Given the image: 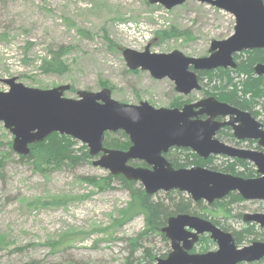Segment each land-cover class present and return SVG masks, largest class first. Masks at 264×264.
<instances>
[{
	"label": "rangeland",
	"instance_id": "1",
	"mask_svg": "<svg viewBox=\"0 0 264 264\" xmlns=\"http://www.w3.org/2000/svg\"><path fill=\"white\" fill-rule=\"evenodd\" d=\"M235 23L231 13L192 0L171 10L149 0H0V34L5 36L0 41V78L17 77L24 85L40 89L70 84L71 90L64 93L68 98H79L78 91L98 92L100 83L106 80L108 88L113 87L112 97L122 103L147 101L157 108H168L179 99L196 102L209 96L206 86L202 84V90L189 95L180 94L168 78L158 80L141 69L132 72L135 70L128 68L123 50L143 51L150 44V50L156 53L177 49L186 56L205 57L213 40H225L234 33ZM78 27L87 35L78 33ZM172 28L186 30L190 37L162 38L158 33ZM61 44L72 47L67 55L69 71L64 75L42 73V57ZM8 89L0 81V91ZM253 113L264 124L263 106H256ZM115 133L111 132L113 137L126 139ZM13 140L14 135L0 122V264H63L70 260L80 264H145V249L156 257L170 253V242L157 234L132 244L145 227L142 215L121 227L113 225L119 210L130 201V191L119 179L106 189L89 183L86 177H106L110 173L94 166L95 157L74 169L42 173L13 150ZM223 141L234 145L233 140ZM169 152L173 157L180 154L178 149ZM225 160L222 156L214 158L209 168L224 172L221 164ZM249 163L255 174L256 166ZM130 164L146 166L139 160ZM166 193L155 195L164 198ZM57 197L63 199L62 204L52 202ZM256 212L264 213L263 200H243L232 205V217L221 219L232 234L254 225L256 234L245 239L241 247L264 241V228L242 218ZM207 219L214 220L210 215ZM73 233L83 240L54 250L53 242ZM196 248L199 252L200 247ZM216 248L213 241L208 251ZM245 264H264V258Z\"/></svg>",
	"mask_w": 264,
	"mask_h": 264
},
{
	"label": "water",
	"instance_id": "2",
	"mask_svg": "<svg viewBox=\"0 0 264 264\" xmlns=\"http://www.w3.org/2000/svg\"><path fill=\"white\" fill-rule=\"evenodd\" d=\"M188 0H149L166 9ZM209 4L235 17L234 33L225 40H213L209 56H186L180 50L156 53L148 44L143 51L123 50V57L131 70L148 71L158 80L168 78L175 90L183 95L202 89L197 71L218 67L235 68V55L261 48L264 50V0H192ZM263 77L264 63L254 67ZM8 85L0 91V122L13 135V150L20 155L30 153V145L43 141L57 132L78 140L95 157L94 166L122 175L128 181H138L145 192L178 190L189 194L194 202L208 204L221 200L232 192L244 200L264 201V124L253 114L210 95L182 107L157 108L147 101L139 104L122 103L112 97V89L98 92L78 91L79 98L64 93L70 84L51 89L29 87L17 77L0 78ZM205 115V118H201ZM227 118L218 121L216 117ZM224 126H230L239 140H256L262 150L240 148L216 137ZM123 131L130 139L127 150L104 145L107 132ZM172 148L190 149L200 158L223 155L244 159L256 166L258 176L243 177L205 166L175 168L165 154ZM146 166H134L132 161ZM244 222L264 228V213H246ZM171 251L158 257L155 264H239L258 262L264 258V241H253L240 247L231 232L213 221L190 213L170 216L162 228ZM209 235L217 244L215 250L195 252L202 235Z\"/></svg>",
	"mask_w": 264,
	"mask_h": 264
},
{
	"label": "trees",
	"instance_id": "3",
	"mask_svg": "<svg viewBox=\"0 0 264 264\" xmlns=\"http://www.w3.org/2000/svg\"><path fill=\"white\" fill-rule=\"evenodd\" d=\"M77 32L86 36L87 31L80 27ZM162 38H171L184 36L190 37L186 30L170 29L159 31ZM106 35V34H105ZM5 36L0 34V41ZM108 40V37L106 36ZM109 43L113 42L108 40ZM31 43H28L30 45ZM114 45V44H113ZM117 46V45H115ZM71 46L61 44L54 49H50L45 56L42 57L40 62V70L44 74L64 75L69 71V64L67 62V55L71 50ZM237 66L235 68H222L218 67L211 70H203L199 73V80L201 84L207 87L205 93L217 97L218 100L230 103L241 109L248 110L252 114L253 109L262 105L264 108V85L263 78L258 76L254 67L258 63H264V50L255 48L252 50H244L235 55ZM137 72V70L132 71ZM102 88L109 86V81L104 80L100 83ZM113 88V87H112ZM111 88V89H112ZM188 101V100H187ZM185 101L175 100L172 107H180ZM116 135H122L126 139L122 140L120 137H113L111 133H106L104 145L106 147L128 149L131 145L128 136L123 132H116ZM219 138L224 140H233V135L228 128H222L218 134ZM30 153L21 155L22 159H28L34 165V168L42 173L47 170L68 168L74 169L79 165L89 162L92 156L89 154L88 147L81 144L74 138L59 134L57 132L51 133L41 142H36L30 145ZM180 151V154L173 157L172 153L168 152L166 157L172 162L175 168L192 167V166H205L210 167L213 164V157L207 159L200 158L196 153L191 152L185 148H175ZM180 149V150H179ZM189 150V153L185 151ZM250 163L244 159H226L222 162V170L224 172L241 175L243 177L254 176V170L248 167ZM2 160L0 158V170L2 169ZM146 165V164H145ZM216 167H212L214 169ZM241 169V170H239ZM92 185L106 189L112 187V182L115 179L122 181L124 186L130 191V201L127 205L119 210V217L114 220L115 227H121L127 222L131 221L137 216L144 217L145 227L138 234L137 238L132 240V244L138 245V242L151 234H157L168 242L162 228L166 225L167 219L170 216L180 213H190L207 218L209 215L214 218L213 222L227 230L225 225L221 223V219H228L232 217V205L240 203L244 199L237 192H232L221 200H216L211 204L205 205L203 201L193 202L190 197H184L178 190H171L165 194L164 198H158L157 195L147 194L136 181H128L122 175L108 174L106 177L90 176L85 178ZM62 198H54L53 203L62 204ZM45 204L47 202H44ZM201 212H199V211ZM239 217H242L239 215ZM256 234L254 225L244 226L239 231H233L235 242L238 246L250 236ZM82 236L73 233L62 237L58 242H53L54 250L58 248L72 247L73 243L80 240ZM198 243V244H197ZM196 243L193 251H197L196 246L200 247L199 252L208 251L210 245L213 244L210 236L202 235ZM164 255L163 257H165ZM158 257L145 249L143 260L145 264H151ZM258 263V262H257ZM63 264H80L76 261H67ZM245 264V263H239Z\"/></svg>",
	"mask_w": 264,
	"mask_h": 264
},
{
	"label": "flooded vegetation",
	"instance_id": "4",
	"mask_svg": "<svg viewBox=\"0 0 264 264\" xmlns=\"http://www.w3.org/2000/svg\"><path fill=\"white\" fill-rule=\"evenodd\" d=\"M203 89V88H202ZM210 96V95H209ZM206 97H208V96H206ZM185 103H189V102H184L180 107H182ZM179 107V106H178ZM201 118H205L206 116L205 115H201L200 116ZM226 119L227 118H224V117H221V116H218V117H216V120H218V121H226ZM222 128H228V129H230V132H231V134L233 135V130H232V127H230V126H224V127H222ZM221 128V129H222ZM220 129V130H221ZM219 130V131H220ZM219 131L217 132V135H216V137L217 138H219L218 137V134H219ZM220 140H224V139H222V138H219ZM225 142V141H224ZM233 142H234V146H237V147H240V148H245V149H253V150H262V148L259 146V144L257 143V141L256 140H249V139H246V140H239V139H236L235 137H234V135H233ZM227 143V142H226ZM229 144V143H228ZM240 144H245V145H240ZM232 145V144H231ZM225 157V159H227V158H229V157H226V156H223V155H212V156H210V157H213V159L214 158H218V157ZM231 159H235V158H231ZM248 161V160H247ZM248 162H250V161H248ZM252 163V162H251ZM241 176V175H240ZM256 176H258V174H257V171H256V173L254 174V176H252V177H256Z\"/></svg>",
	"mask_w": 264,
	"mask_h": 264
},
{
	"label": "built area",
	"instance_id": "5",
	"mask_svg": "<svg viewBox=\"0 0 264 264\" xmlns=\"http://www.w3.org/2000/svg\"><path fill=\"white\" fill-rule=\"evenodd\" d=\"M130 26H131V25H130ZM120 27H127V26H125V24H121Z\"/></svg>",
	"mask_w": 264,
	"mask_h": 264
}]
</instances>
